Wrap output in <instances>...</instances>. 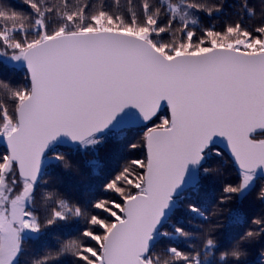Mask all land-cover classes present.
Masks as SVG:
<instances>
[{
	"label": "snow or ice",
	"instance_id": "obj_1",
	"mask_svg": "<svg viewBox=\"0 0 264 264\" xmlns=\"http://www.w3.org/2000/svg\"><path fill=\"white\" fill-rule=\"evenodd\" d=\"M25 3L27 14L0 0V57L25 73L19 85L0 80V264H248L249 248L264 240V215L223 250L217 233L258 180L264 201V3L251 24L243 16L255 10L241 0L237 18L220 28L196 14L222 13L225 0H140L139 13L127 16L87 0ZM136 117L143 135L128 148L143 149V158L121 165L105 195L76 199L44 187L48 165L73 167L64 148H94L118 121L134 127ZM220 144L235 175L210 216L188 202L185 210L204 221L196 232L180 221L162 231L183 192L223 174L207 166L223 158ZM70 222L82 225L78 235L22 262L26 241ZM160 238L196 243L154 251ZM257 251L264 264V244Z\"/></svg>",
	"mask_w": 264,
	"mask_h": 264
},
{
	"label": "trees",
	"instance_id": "obj_2",
	"mask_svg": "<svg viewBox=\"0 0 264 264\" xmlns=\"http://www.w3.org/2000/svg\"><path fill=\"white\" fill-rule=\"evenodd\" d=\"M8 2L19 12L25 14L31 10L25 3V0H8ZM73 3L76 0H72ZM90 5L104 6L108 9L115 10L130 15L132 11L139 13L140 0H87ZM159 3V0H154ZM208 3H218L219 0H207ZM229 6L224 12L208 16L204 13H197V20L203 25H215L217 28L223 26L225 20H235V6L241 3V0H225ZM262 3L264 0H248L250 7H253L256 15L249 17L243 16L246 23L255 24L260 18L262 10ZM24 68L22 65L10 63L6 61V57H0V80L8 82L12 85H19L24 83ZM4 96L3 89H0V97ZM166 104H164L159 115L166 116L168 113ZM158 119L153 123H159ZM152 126V123L147 125ZM144 124L136 125L129 128L109 129L107 137L104 142L96 147H89L87 149L64 148L67 153L69 162L73 165L72 168L64 169L62 165L55 163L48 165L45 168L43 180L47 181L44 187L48 190L57 189L68 197L80 199L84 196H102L105 195L102 191L103 184L107 179L120 169L127 160L134 158H143V149L130 150L128 145L133 142H139L143 135ZM223 150V158L212 156L207 161V166H219L222 169V175L216 176L215 174L205 177L199 190L188 188L182 193L180 207L174 212L170 221L163 225L162 231L172 232V224L177 221L182 222L188 231L196 232V225L203 224L204 221L200 220L189 214L184 205L188 202H196L201 207V210L206 216H210L213 206L219 197L221 186L225 181H231L235 175L234 165L231 163V158L223 145H219ZM4 150V146L0 144V151ZM95 162V163H93ZM261 181L258 180L255 188L248 196L247 201L238 215L233 217L232 220L228 219L227 213L221 219L224 222V228L217 233V238L221 243V249L227 248L231 242L238 238L242 232L251 226V219L264 215V201L258 200L256 194L259 190ZM78 222L61 223L50 228L43 239L39 241L28 240L26 241L25 257L22 262L27 259L42 254L45 248L56 249L59 242L73 238L78 235L81 228ZM196 243L193 240H171L167 238H160L154 245V251H159L161 248L168 244H176L182 248L187 247L189 244ZM264 240L256 243L249 248L250 255L248 257V264H261L260 257L257 249ZM57 264H71L70 257L60 259Z\"/></svg>",
	"mask_w": 264,
	"mask_h": 264
},
{
	"label": "water",
	"instance_id": "obj_3",
	"mask_svg": "<svg viewBox=\"0 0 264 264\" xmlns=\"http://www.w3.org/2000/svg\"><path fill=\"white\" fill-rule=\"evenodd\" d=\"M164 104H166V102H162V105H161V107L164 105ZM166 106H167V104H166ZM168 109V108H167ZM132 112H135V110L133 109V110H131ZM136 119V122H137V124L136 125H142L143 124V122H141V121H139V117H136L135 118ZM119 128H122V127H120V122L118 121L113 127H111L110 129H119ZM1 145H3L2 143H0ZM221 145H223V144H221ZM4 146V145H3ZM224 146V145H223ZM225 148V147H224ZM226 149V148H225ZM226 151H227V153H228V149H226ZM230 156V155H229ZM231 158V157H230Z\"/></svg>",
	"mask_w": 264,
	"mask_h": 264
},
{
	"label": "rangeland",
	"instance_id": "obj_4",
	"mask_svg": "<svg viewBox=\"0 0 264 264\" xmlns=\"http://www.w3.org/2000/svg\"><path fill=\"white\" fill-rule=\"evenodd\" d=\"M6 61L10 62V63H13V64H16V62H12L10 61L8 58H6Z\"/></svg>",
	"mask_w": 264,
	"mask_h": 264
}]
</instances>
